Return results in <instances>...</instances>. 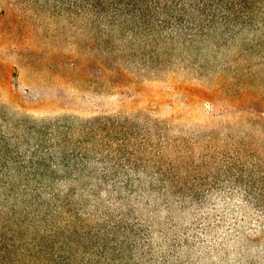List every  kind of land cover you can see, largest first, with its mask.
<instances>
[{"label": "rangeland", "instance_id": "obj_1", "mask_svg": "<svg viewBox=\"0 0 264 264\" xmlns=\"http://www.w3.org/2000/svg\"><path fill=\"white\" fill-rule=\"evenodd\" d=\"M89 2L0 0V176L31 172L59 230L39 252L31 213L18 264H264V24L155 40ZM44 126L86 153L65 178L54 131V184L21 163Z\"/></svg>", "mask_w": 264, "mask_h": 264}, {"label": "trees", "instance_id": "obj_2", "mask_svg": "<svg viewBox=\"0 0 264 264\" xmlns=\"http://www.w3.org/2000/svg\"><path fill=\"white\" fill-rule=\"evenodd\" d=\"M88 7H92L99 15L107 14L112 23H118L123 33L139 31V33L157 39L158 33L163 30H172L178 33V39L192 41L196 34H206L215 28H222L227 31L239 30L240 28L256 29L264 24V0H89ZM110 36L108 35V38ZM177 39V38H176ZM175 39V40H176ZM43 139L38 143V147L30 150L27 159L21 160L24 167L32 168L35 163L43 166L45 173L35 174L33 177L45 178L49 183L54 184L58 175L52 169L51 162L55 159L47 142L52 141L56 133L64 140L60 142L62 150L55 151L67 169L65 178L72 176L69 168V157H75L77 162L85 161L86 153L77 151L70 147L67 132L58 133L49 126H44ZM56 133H55V132ZM53 142V141H52ZM65 144L72 150L66 152ZM36 148V149H35ZM71 148V149H70ZM38 152L43 155L38 157ZM40 153V155H41ZM39 158H41L39 160ZM19 159H15L17 161ZM48 162V163H47ZM22 165H18L17 173H20ZM9 168V160L0 155V170ZM31 172L20 176L19 181L14 178V174H2L0 176V197L5 203L4 211H0V264H18L20 255H34L31 247L25 242V237L33 225L31 213L38 214L45 225L51 228L52 237L36 236L38 251L44 250L45 241L52 240V249H56L57 235L59 230L50 217L49 203L42 198V193L34 190L29 185L32 182L29 176ZM31 175V174H30ZM20 181L27 185L20 187ZM37 181V180H36ZM29 196V197H28ZM18 203L24 206L19 209ZM21 205V204H20ZM40 207V210L38 208ZM76 233V231H74ZM43 242V243H42ZM26 255V254H25ZM63 259V258H62ZM68 264V261L60 262Z\"/></svg>", "mask_w": 264, "mask_h": 264}]
</instances>
